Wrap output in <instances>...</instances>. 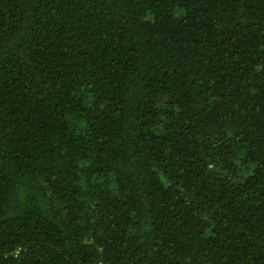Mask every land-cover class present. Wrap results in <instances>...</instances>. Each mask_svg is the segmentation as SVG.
<instances>
[{
	"label": "trees",
	"instance_id": "obj_1",
	"mask_svg": "<svg viewBox=\"0 0 264 264\" xmlns=\"http://www.w3.org/2000/svg\"><path fill=\"white\" fill-rule=\"evenodd\" d=\"M0 264H264V0H0Z\"/></svg>",
	"mask_w": 264,
	"mask_h": 264
}]
</instances>
